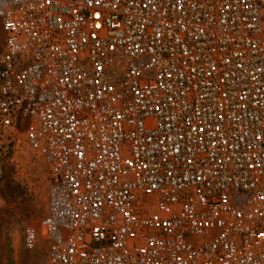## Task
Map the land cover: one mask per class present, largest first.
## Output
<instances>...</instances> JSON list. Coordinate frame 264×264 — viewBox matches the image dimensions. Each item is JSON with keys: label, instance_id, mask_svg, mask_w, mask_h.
I'll list each match as a JSON object with an SVG mask.
<instances>
[{"label": "built area", "instance_id": "obj_1", "mask_svg": "<svg viewBox=\"0 0 264 264\" xmlns=\"http://www.w3.org/2000/svg\"><path fill=\"white\" fill-rule=\"evenodd\" d=\"M19 127L46 264H264V0H0Z\"/></svg>", "mask_w": 264, "mask_h": 264}, {"label": "rangeland", "instance_id": "obj_2", "mask_svg": "<svg viewBox=\"0 0 264 264\" xmlns=\"http://www.w3.org/2000/svg\"><path fill=\"white\" fill-rule=\"evenodd\" d=\"M22 131L23 127L16 129L14 141L0 139V264H46L40 221L47 211L48 166L28 146ZM27 226L38 233L33 248L24 244Z\"/></svg>", "mask_w": 264, "mask_h": 264}]
</instances>
